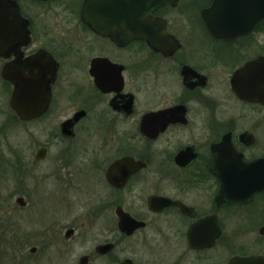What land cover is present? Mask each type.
Masks as SVG:
<instances>
[{
    "label": "flooded vegetation",
    "instance_id": "obj_1",
    "mask_svg": "<svg viewBox=\"0 0 264 264\" xmlns=\"http://www.w3.org/2000/svg\"><path fill=\"white\" fill-rule=\"evenodd\" d=\"M167 1L0 0V264H264V18Z\"/></svg>",
    "mask_w": 264,
    "mask_h": 264
},
{
    "label": "water",
    "instance_id": "obj_2",
    "mask_svg": "<svg viewBox=\"0 0 264 264\" xmlns=\"http://www.w3.org/2000/svg\"><path fill=\"white\" fill-rule=\"evenodd\" d=\"M112 14H148L151 9L167 0H108ZM208 30L214 35L228 37L250 29L264 18V0H212L211 6L202 12ZM27 119V117H22ZM248 263L250 260L240 259Z\"/></svg>",
    "mask_w": 264,
    "mask_h": 264
},
{
    "label": "rangeland",
    "instance_id": "obj_3",
    "mask_svg": "<svg viewBox=\"0 0 264 264\" xmlns=\"http://www.w3.org/2000/svg\"><path fill=\"white\" fill-rule=\"evenodd\" d=\"M19 131V130H18ZM17 133H20L18 132ZM17 133L13 137H11L10 134H6V140L13 144L15 141H19L20 143H23L25 140V135L23 133H20L17 135ZM3 136H0L2 138ZM10 189H9V183L8 181H5L0 179V223L2 222V227H7L8 222L10 223V214L8 213V207L10 205H14L13 199L10 198ZM10 212V211H9ZM1 225V224H0ZM0 253H9L7 246H0Z\"/></svg>",
    "mask_w": 264,
    "mask_h": 264
}]
</instances>
